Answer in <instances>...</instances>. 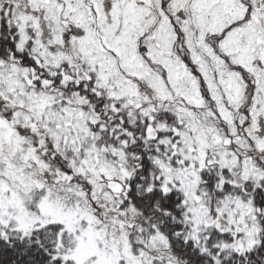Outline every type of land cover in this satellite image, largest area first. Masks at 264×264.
<instances>
[{
    "label": "snow or ice",
    "instance_id": "1",
    "mask_svg": "<svg viewBox=\"0 0 264 264\" xmlns=\"http://www.w3.org/2000/svg\"><path fill=\"white\" fill-rule=\"evenodd\" d=\"M0 264H264V0H0Z\"/></svg>",
    "mask_w": 264,
    "mask_h": 264
}]
</instances>
